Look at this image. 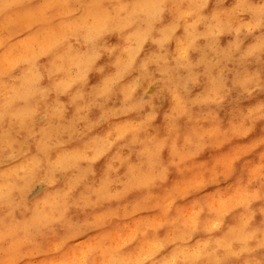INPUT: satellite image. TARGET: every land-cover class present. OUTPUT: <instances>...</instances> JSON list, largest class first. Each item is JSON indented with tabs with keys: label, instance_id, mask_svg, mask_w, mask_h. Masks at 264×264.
<instances>
[{
	"label": "clouds",
	"instance_id": "1",
	"mask_svg": "<svg viewBox=\"0 0 264 264\" xmlns=\"http://www.w3.org/2000/svg\"><path fill=\"white\" fill-rule=\"evenodd\" d=\"M226 2L0 0V264H264V136L197 162L264 121V0Z\"/></svg>",
	"mask_w": 264,
	"mask_h": 264
},
{
	"label": "bare ground",
	"instance_id": "2",
	"mask_svg": "<svg viewBox=\"0 0 264 264\" xmlns=\"http://www.w3.org/2000/svg\"><path fill=\"white\" fill-rule=\"evenodd\" d=\"M231 3H232V0H227V2L225 4V7L231 6ZM213 7H214V4H210L209 5V8L206 10V12L210 13ZM168 19L169 18L166 16L165 17V22H167ZM109 39H110V43H117L118 42L115 37H111ZM230 39H231L230 36L222 37L221 38V45L222 46L226 45L227 42ZM251 42H252V40H251V38H249L248 40L245 41V46L248 43H251ZM201 43H203V42H201ZM170 47H174V45H171ZM151 50H153V46L146 45V47H145V53L144 54H147V52H149ZM196 57H197V54H193V57L192 58L194 60L196 59ZM108 62H109L108 61V58L105 57V58H102V60L99 61L98 64H105V63H108ZM250 67L255 68L256 66L255 65H251ZM109 71H112V69H106V73L109 72ZM100 78H101L100 76H98L95 73H93L90 76V79H89V86H91L92 84L97 83L100 80ZM199 91H201V88L194 89L193 95H195ZM233 96H235V93H233ZM62 99L63 100H66L67 98L66 97H62ZM258 100H264V93H261V94L255 96L252 100L243 101L241 103L240 107L241 108H247V107L255 104ZM168 106H169L168 103L165 102L164 105H163V108L161 109V116L158 117L157 121L155 122L156 125H159L161 127V134H162V128H163L162 114H163V111H166L167 110ZM230 107H232V105H229L228 103H226L225 106H224V109L222 111H220V116L224 120L225 126H227V120L229 119V116L227 115V113H228V110H229ZM70 114H71V109L69 110V115ZM98 115H99V113L96 110H93V112L91 114V118L92 119H95ZM129 118H134V117H129ZM181 124L183 125V121H181ZM106 128H107V125L102 126L101 128L97 129L96 132L97 133H103V131L106 130ZM261 136H264V121L258 122L257 125H256V127H255V130L247 138H245L243 140H233L231 143H229L227 145H224L219 150H206L204 154H202L200 157L197 158V162H199V161H205V160H209L210 161L211 158L214 157V156H218V155H220L222 153H226V152L230 151L232 148H234L237 145H243V144L250 143L253 140H255V139H257V138H259ZM74 146L75 145H70L69 147H74ZM259 151H264V148L257 149L256 152H253L250 156L243 158L240 162L237 163V165H236L237 175L239 174V170H240L242 164L244 163V160H252V161H255L256 158H257V155H258ZM163 156H164V159L167 160V152H165L163 154ZM106 159L107 158H105L104 160H101L98 164L95 165V169H96V172H97V178H99V176L102 174L103 167H104V164H105ZM221 166H226V161L225 162H222V165ZM177 179H179V177L176 175L175 171L173 170L172 173H171V175L169 176L168 183L166 185H164L163 187H170L171 184L173 183V181H175ZM234 179H235V177H233V181H234ZM233 181H229V182H233ZM215 187H217V186H212V187H209L208 189H205V193L206 192L214 191L215 190ZM219 187H226V184H221V185H219ZM162 190L163 189L160 188V189H156L154 191L157 192V193H162ZM184 190L185 189L183 187H181L179 189V191H178V194H182V192ZM203 194L204 193L196 194L193 197H189L188 200L178 201L177 204L178 205L187 204L191 199L197 198L198 195H203ZM139 195H141V193H133L131 196L128 197V201H131L133 199H136ZM217 206H219V205L217 204ZM153 214H155V213L145 214V215H153ZM157 219L158 220L159 219H163V216L158 217ZM260 219H261V217L257 216V223L259 222ZM227 223H232L231 217L228 218ZM135 227H136L135 223H132V224L129 225L128 229L124 233L125 238L128 235H130L131 232H133L135 230ZM161 235H163V232H161ZM115 241H116V243H119L120 242L119 237H115Z\"/></svg>",
	"mask_w": 264,
	"mask_h": 264
}]
</instances>
